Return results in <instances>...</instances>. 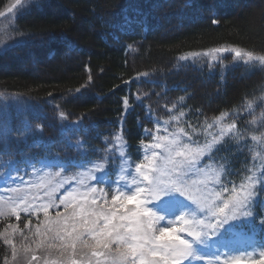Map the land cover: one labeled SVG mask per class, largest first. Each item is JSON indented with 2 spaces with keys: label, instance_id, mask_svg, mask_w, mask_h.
<instances>
[{
  "label": "trees",
  "instance_id": "trees-1",
  "mask_svg": "<svg viewBox=\"0 0 264 264\" xmlns=\"http://www.w3.org/2000/svg\"><path fill=\"white\" fill-rule=\"evenodd\" d=\"M14 23L25 40L0 53V94L39 111L18 109L8 120L0 114V178L46 161L53 172L63 165L65 176L93 163H106L114 175L122 161L106 149L117 131L128 145L125 159L135 162L144 129L158 122L169 120V131L189 124L201 131L220 112L236 111L246 136L258 116L247 105L264 90V70L226 56L211 64L180 57L232 47L264 55V0H42ZM140 73L148 75L137 79ZM181 111V123L170 120ZM248 147L246 139L228 140L203 163L227 167L238 183L255 161L257 149L250 156ZM6 223L17 221L0 219V230ZM3 254L0 241V264Z\"/></svg>",
  "mask_w": 264,
  "mask_h": 264
},
{
  "label": "snow or ice",
  "instance_id": "snow-or-ice-1",
  "mask_svg": "<svg viewBox=\"0 0 264 264\" xmlns=\"http://www.w3.org/2000/svg\"><path fill=\"white\" fill-rule=\"evenodd\" d=\"M25 2L13 0L0 17ZM224 53L236 62L264 66V55L238 47L188 53L180 59L205 56L211 64ZM147 75L140 73L137 79ZM123 103L127 106L128 99ZM184 115L181 111L170 120L179 124ZM237 116L236 111L220 112L205 125L210 139L203 144L194 139L201 132L191 124L188 130L169 131V120L158 122L154 129H144L135 162L125 159L128 145L122 130L117 131L106 149L122 161L114 175L106 163H93L73 176L63 175L58 164L60 170L45 171L37 181L9 174L15 186L0 184V219L14 217L17 223L0 230L2 264H264V241L236 244L245 227H255L254 209L264 193V132L250 136L259 145L254 157H260L259 167L253 164L247 174L240 173L238 183L227 178L236 174L227 167L203 163L228 140L246 139ZM259 223L264 228V218Z\"/></svg>",
  "mask_w": 264,
  "mask_h": 264
},
{
  "label": "rangeland",
  "instance_id": "rangeland-1",
  "mask_svg": "<svg viewBox=\"0 0 264 264\" xmlns=\"http://www.w3.org/2000/svg\"><path fill=\"white\" fill-rule=\"evenodd\" d=\"M13 2V0H8L6 5L0 9V11H6L7 7L10 6V4ZM42 2V0H26V2L24 3V6L20 9H18L17 11L11 13V14H7L6 17H0V53L4 52L6 49H8L9 47L12 46H17L20 43H22L25 40V36L23 34H20L18 32V30L16 29L14 20L17 16V14L26 11L27 9H29L32 6H37ZM224 56L228 57V58H232L234 59L235 63H242V62H236L234 56L231 53H224L223 56L221 58H223ZM206 60H210L211 57H200ZM193 59V58H192ZM199 59V58H196ZM194 60V59H193ZM205 60V61H206ZM244 64V63H243ZM246 67H251V68H258V69H262V71L264 70V66H261L259 64V62H252L250 64H245ZM250 69V68H248ZM24 99V98H23ZM21 97L19 98H15L12 95H5V94H0V114L1 116H4L6 120L9 119V117L12 115V112H14L15 110L20 109L21 111L24 112H30L32 114L30 115H35L37 114V110L36 111V107L29 103V101L27 100H23ZM251 109L249 110H253L254 108L258 111V116L257 118H254L251 120V124L248 123V125H250L251 129L246 131V140L249 142V144L251 143V147H248V153L250 154V156L253 153V148L259 150V145L256 142L251 141L250 136L255 134V135H260L262 132H264V126L260 127L258 126V122H264V90L262 92V94L256 98L253 102H251ZM13 118V117H12ZM213 120L209 123H212ZM261 123V124H262ZM264 125V123L262 124ZM203 128L205 129V126H203ZM204 129L201 130V135H199L198 137L194 138V139H198L200 141V143H202L203 140L206 139H210V137L206 136L205 137H201L204 134ZM210 132H215L217 131V129H210L208 130ZM243 140L238 141V143H242ZM236 144V143H235ZM253 147V148H252ZM262 152V156H264V151ZM256 156V153L253 154V159ZM44 164H50L51 167H53V165L46 161V162H40L38 163V165H28V167H26V169L28 170H24V171H20V170H9L8 172H6V174L2 177V179H0V184H4L7 186H15L13 184L12 179H8V175L11 174L12 176H15L17 173L23 177L25 180H32V181H37L39 178V175L42 172L45 171H50L51 168L50 167H42V165ZM252 164H255L257 167H259L260 164V157H256L255 161H252ZM214 166V165H213ZM120 167V166H119ZM118 167V168H119ZM216 168L221 167L220 165H216L214 166ZM35 169V172L37 174L33 173V170ZM66 187H68L66 185ZM259 204V205H258ZM257 210V213H256ZM259 211H261L260 216L258 218H256V223H255V227L254 228H247L245 227V229L243 230V233L249 236H242L240 238H238L236 240V244L237 246H240L243 242L247 241V240H251L253 242H260V241H264L262 240V238H264V233H261L260 230L263 229L259 223L261 218H264V199L260 198V201H258L257 206L254 209V212L256 213V217L259 214ZM42 219V218H41ZM262 235L261 238H259V235ZM33 247H35L33 245ZM37 255H39V252L37 253Z\"/></svg>",
  "mask_w": 264,
  "mask_h": 264
}]
</instances>
